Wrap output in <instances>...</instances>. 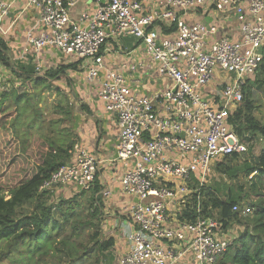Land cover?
Returning <instances> with one entry per match:
<instances>
[{"label":"built area","instance_id":"obj_1","mask_svg":"<svg viewBox=\"0 0 264 264\" xmlns=\"http://www.w3.org/2000/svg\"><path fill=\"white\" fill-rule=\"evenodd\" d=\"M26 1L39 11L43 26L30 39L32 48L52 45L82 59L88 78L98 80L99 100L116 117L120 189L138 199L127 207L133 228L117 264H183L186 257L217 264L232 241L222 223L200 216L172 224L168 205L183 207L179 216L186 207L202 213L201 188L214 164L248 149L229 115L242 103L247 80L264 64V0H156L152 8L142 0H94L96 9L83 11L80 21L70 19L78 0ZM9 10L10 4L0 1V18ZM200 10L211 20L190 19ZM125 37L137 39L156 62L166 88L136 93L105 66L109 39ZM7 88L0 74V91ZM98 165L95 155L75 144L71 162L39 191L68 184L89 190ZM109 194L108 188L101 190L102 197ZM232 212L246 215L251 208L235 204Z\"/></svg>","mask_w":264,"mask_h":264},{"label":"trees","instance_id":"obj_2","mask_svg":"<svg viewBox=\"0 0 264 264\" xmlns=\"http://www.w3.org/2000/svg\"><path fill=\"white\" fill-rule=\"evenodd\" d=\"M7 48L0 38V60L7 64ZM48 71L47 77H54L60 70ZM15 70V69H14ZM19 70H25L22 66ZM24 81H31L33 88L10 86L0 91V139L9 145L14 140L21 142L22 154L29 150L39 151L36 170L17 183H9L0 174V264H108L109 252L114 246L113 238L102 234L101 190L97 176L89 190L73 189L69 197H55L54 191H39V187L61 166L70 163L74 154L75 139L70 133L62 134L52 142L43 133V113L34 109L28 116L23 108H30L35 89L46 87V78L31 77L33 68H26ZM264 82V64L251 79L247 80L243 101L229 115V121L236 135L248 144L242 154H231L213 166L207 181L201 188L203 212L186 207L181 220L194 221L197 217L211 216L217 209L218 221L224 229L232 222L243 225L244 230L235 237L217 264H264V123L254 115V84ZM50 88V86H48ZM54 111H65L68 106L57 104ZM21 116H27L25 130L16 125ZM29 117V118H28ZM23 122V120L21 121ZM52 125L60 123L49 120ZM32 132L29 144L23 146L21 134ZM15 137V138H14ZM263 140L259 154L253 155L252 146ZM33 148V149H32ZM218 174L228 178L231 185L221 192L218 184L210 182ZM209 183V184H208ZM248 206L251 212L240 215L232 212L233 205Z\"/></svg>","mask_w":264,"mask_h":264},{"label":"crops","instance_id":"obj_3","mask_svg":"<svg viewBox=\"0 0 264 264\" xmlns=\"http://www.w3.org/2000/svg\"><path fill=\"white\" fill-rule=\"evenodd\" d=\"M0 1L10 4L9 13L0 18V38L7 48L8 64L6 66L0 60V74L8 77L5 78L8 87L14 86L23 90L33 88L31 81L23 80L26 76V68H33L32 78L35 76L46 78V87L43 91L60 98L56 105L68 106V133L75 139V144H79L97 157L99 160L97 180L102 189L110 190L108 196L102 197L100 207L102 234L104 238L111 237L114 240V246L109 252L108 264H117L128 245L126 235L133 228V223L127 216V207L138 199L123 195L120 189L123 169L121 164L114 160L118 132L116 117L107 111L99 100L98 80L88 78L85 62L82 59L65 54L52 45H44L39 50L32 48L30 39L43 32L39 11L30 6L26 0ZM142 1L147 4V8H152L156 2V0ZM94 9H96L94 0H78L70 11V19L80 21L83 11L92 12ZM190 19L208 22L211 16L200 10L192 14ZM81 24L84 25L85 22ZM161 29L163 33L167 31ZM106 46L111 51L104 58L105 66L119 72L134 92L153 95L168 86V82L156 73V62L145 54L143 46L137 39L133 37L109 39ZM131 63L135 65L134 69L130 68ZM20 66L25 70H19ZM61 66L67 67L61 69L56 76L47 77L48 71L59 69ZM103 73L102 70L100 75L103 76ZM73 189L75 186L72 184L59 185L54 188V193H63L62 197H69ZM168 209L172 224L181 220L179 215L183 207L170 202ZM183 264L198 263L186 257Z\"/></svg>","mask_w":264,"mask_h":264},{"label":"rangeland","instance_id":"obj_4","mask_svg":"<svg viewBox=\"0 0 264 264\" xmlns=\"http://www.w3.org/2000/svg\"><path fill=\"white\" fill-rule=\"evenodd\" d=\"M5 78L7 79L8 77H3V84L6 83ZM252 85L254 86V88H252V90L254 91L253 101L256 106L254 115L258 120L264 123V82H258L256 86L254 84ZM33 96L37 98L32 101L30 108H23L21 112L22 114H25L27 112L26 114L30 116L34 109H38L41 113H43L41 124H44L45 129L42 130V128L38 126L35 128V130H31V128H28V126L26 125V131L21 134L23 143H26L23 145L25 147L27 146V144L32 142H29L32 132L42 130L43 133H46V135L50 136L51 142L60 137L62 134L67 133L68 115L65 113V111L53 112L52 109V107L56 105V102H58L60 98H57V96H54L50 92L42 91L41 87L35 89V94H33ZM24 118H27V116H21L20 121L19 119L16 121V125H19L20 123L22 124V130H25V124L29 122ZM22 120L23 122H21ZM49 120H58L60 121V123H56V125H52L51 123L47 124ZM21 145L22 144L20 140L17 138L16 140H14V143H11L10 145L9 143H7V141L0 139V174L9 183L12 184L17 183L21 178H25L34 173L36 170V164L38 162L37 155L39 154V151L32 148L33 151L29 150L27 153L22 154L20 151ZM262 147L263 140L256 142L252 146L253 155L259 154ZM214 175L215 177H213V180L210 183L218 184L219 188L221 189V192L218 194L225 193L224 190L227 188V186L231 185V181L228 178L219 176L218 174ZM63 195V193H58L54 196L58 197ZM199 205L204 209L203 203ZM210 217L214 219L218 218L217 209H213ZM243 230L244 227L242 224L232 221L226 227V229L223 230V233L227 236V239L231 241L235 237H237Z\"/></svg>","mask_w":264,"mask_h":264}]
</instances>
